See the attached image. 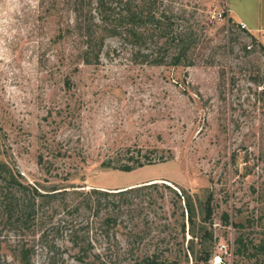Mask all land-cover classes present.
<instances>
[{
    "label": "rangeland",
    "instance_id": "rangeland-1",
    "mask_svg": "<svg viewBox=\"0 0 264 264\" xmlns=\"http://www.w3.org/2000/svg\"><path fill=\"white\" fill-rule=\"evenodd\" d=\"M70 6L0 0V160L45 188L115 191L157 181L129 196L136 234L145 236L136 238V264L156 251L168 264L178 252L187 254L179 264H264V0H164L160 12L188 37L178 65L158 36L142 40L138 55L107 37L98 62L81 63L79 33L66 28L75 18ZM128 147L157 152L131 172L101 165L124 162L115 154ZM183 191L196 209L195 237L181 215ZM93 252L106 261V245ZM0 264L17 263L3 251Z\"/></svg>",
    "mask_w": 264,
    "mask_h": 264
},
{
    "label": "trees",
    "instance_id": "trees-1",
    "mask_svg": "<svg viewBox=\"0 0 264 264\" xmlns=\"http://www.w3.org/2000/svg\"><path fill=\"white\" fill-rule=\"evenodd\" d=\"M69 1L75 18L66 28L79 33L80 50L77 60L85 65L98 62L103 42L107 37H120L127 41L138 55L142 40L158 36L162 47L171 46L174 49L175 65L181 62L182 56L188 50L187 34L177 30L170 18L160 12L164 0ZM44 12L48 16L54 15V4L46 6ZM55 39L61 42L63 34L58 33ZM69 57L71 58L72 54ZM60 58L62 62L65 61L64 54ZM67 81L66 79L65 82ZM155 152V148L143 151L140 148H123L115 155L120 154L124 162L113 164L112 160L108 159L101 165L131 172L151 164V154ZM157 158L164 159L162 156ZM37 163L49 176L48 163L41 155L38 156ZM62 181H67V176ZM158 185L157 181H151L137 188L115 191L85 190L82 189L84 186L65 187L59 184H51L45 188L26 182L15 167L0 160V258L2 252L7 251L8 257L17 264H35L37 257H43L44 264H70L66 259L75 264H86L90 261L98 264H136V238L141 242L145 236L136 234V210L132 212L130 209L133 202L129 196L144 187L155 189ZM163 187L170 189L168 186ZM177 197L178 200H184L181 215L183 217L186 212L189 232L195 237L196 209L192 198L185 191ZM201 209V221L206 223L212 215L210 196L207 204ZM224 219L228 222L227 215H224ZM184 231L182 222V239ZM119 237L126 241L125 252L118 250L121 245ZM156 238L158 243L160 240L165 241L159 234ZM209 238L211 239L210 236ZM96 244L108 247V260L105 262L99 254L93 252ZM238 244L239 251L244 249L240 240ZM110 247L117 250L111 252ZM185 252L193 253L191 244ZM261 252L264 253V250ZM178 253L172 264H179L177 260L181 253L187 258L184 252ZM204 255L207 261L209 254ZM141 256L137 264L169 262L168 255L163 252L156 251ZM130 258L135 260L130 262Z\"/></svg>",
    "mask_w": 264,
    "mask_h": 264
},
{
    "label": "built area",
    "instance_id": "built-area-1",
    "mask_svg": "<svg viewBox=\"0 0 264 264\" xmlns=\"http://www.w3.org/2000/svg\"><path fill=\"white\" fill-rule=\"evenodd\" d=\"M241 27H242V28H245V25L242 24Z\"/></svg>",
    "mask_w": 264,
    "mask_h": 264
}]
</instances>
